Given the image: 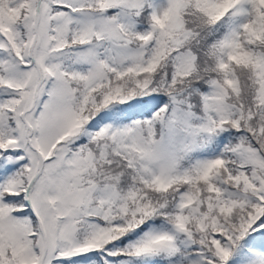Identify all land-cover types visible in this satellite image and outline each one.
Listing matches in <instances>:
<instances>
[{"label": "snow or ice", "instance_id": "6c2138e0", "mask_svg": "<svg viewBox=\"0 0 264 264\" xmlns=\"http://www.w3.org/2000/svg\"><path fill=\"white\" fill-rule=\"evenodd\" d=\"M0 264H264V0H0Z\"/></svg>", "mask_w": 264, "mask_h": 264}]
</instances>
